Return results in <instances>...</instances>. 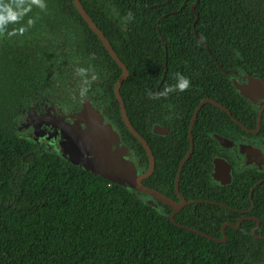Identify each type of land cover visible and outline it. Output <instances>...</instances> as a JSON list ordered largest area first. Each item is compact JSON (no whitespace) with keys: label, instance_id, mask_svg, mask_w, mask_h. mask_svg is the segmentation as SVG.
Listing matches in <instances>:
<instances>
[{"label":"flooded vegetation","instance_id":"obj_1","mask_svg":"<svg viewBox=\"0 0 264 264\" xmlns=\"http://www.w3.org/2000/svg\"><path fill=\"white\" fill-rule=\"evenodd\" d=\"M71 1L75 10L62 0H45L42 8L34 4L29 12L0 23V44L7 43L22 69L23 84L11 113L13 134L36 141L39 150L55 149L46 139L51 122L58 115H74L89 103L104 123L117 129L123 144L131 149L134 142L136 167L143 174L149 168L143 143L131 134L121 114L118 127L110 118L111 94L117 101L114 86L123 70L83 18L80 16L83 22L78 19ZM224 1L231 23L219 27L216 55L194 33L212 65L197 64L201 72H187L194 68L187 59L178 57L186 70L177 75L187 77L189 86L151 98L145 107L148 110L136 111L134 123L127 117L153 157V169L142 183L177 207L182 199L185 201L173 212L170 205L153 198L156 208L168 218L173 212L174 220L177 217L185 223L182 225L217 239V243H228L227 251H245L248 255L242 263L248 259L264 264V0ZM103 9L100 12L107 15L104 29L126 48L128 25L122 11L112 0H106ZM238 15L249 31L245 37L238 31L243 28ZM96 26L125 65L112 40ZM87 29L95 34L97 42ZM164 64L166 72V58ZM210 70L212 77L206 72ZM176 84L171 82L169 86ZM155 89L158 94L159 84ZM126 131L135 141H126ZM165 158L170 162L162 167L163 173H174V178L163 181L156 175L150 185L148 177L156 167L161 174L158 163ZM139 194L146 202L147 197Z\"/></svg>","mask_w":264,"mask_h":264},{"label":"trees","instance_id":"obj_2","mask_svg":"<svg viewBox=\"0 0 264 264\" xmlns=\"http://www.w3.org/2000/svg\"><path fill=\"white\" fill-rule=\"evenodd\" d=\"M44 1L0 0V23L29 12L34 4L42 8ZM62 1L75 10L71 0ZM81 1L127 66L120 93L132 123L139 108L148 110L153 99L149 93L156 94L158 84L160 93L177 82L178 71L185 72L178 57L194 68L187 72H201L197 64L212 65L193 32L195 0H112L128 25L126 48L103 27L107 15L100 11L106 0ZM223 1L198 0L194 7L197 36L214 55L219 27L231 23ZM237 18L243 27L238 31L245 37V21ZM91 36L97 42L95 34ZM9 50L6 42L0 44V264H256L248 259L242 263L245 251H227L228 243L178 227L164 211L143 202L138 192L73 165L55 149L39 150L36 141L13 134L11 113L23 78ZM206 72L212 77V70ZM111 96L110 118L118 127L119 105ZM127 134L126 141H135ZM166 162L170 160L158 163L161 174L156 167L148 177L150 185L156 175L163 181L174 178V173H163ZM183 178L184 169L180 184ZM175 221L185 224L177 217Z\"/></svg>","mask_w":264,"mask_h":264},{"label":"water","instance_id":"obj_3","mask_svg":"<svg viewBox=\"0 0 264 264\" xmlns=\"http://www.w3.org/2000/svg\"><path fill=\"white\" fill-rule=\"evenodd\" d=\"M73 1L80 16L93 32L97 34L101 42L108 49L111 57L117 61L123 70L114 86L115 97L119 103L120 114L125 125L130 130L131 134L143 143L147 151L149 168L143 174L137 170L133 150L121 142L117 129L110 123H104L103 117L97 110L93 109L89 103H85L83 108L74 115H58L57 120L51 122L52 129L46 134V139L50 140L52 146L59 152L61 157L73 165L79 166L93 174L100 175L112 183L145 195L147 197L146 204L151 207L156 208L153 198H158L164 204L170 205L173 208V212H175L185 203L183 199L177 207V205L171 202L167 197L142 183V179L147 177L153 169V157L145 140L131 125L125 111L124 101L119 94L120 84L128 75L127 68L116 57L107 38L85 11L80 0ZM194 7L195 5L191 6V11L195 14V20L192 23V27L194 33H196L195 22L198 19V14L195 12ZM161 40L163 42L162 38ZM33 131L36 133V128H33ZM189 153L181 160L180 165L183 164ZM178 177L179 171L175 179L176 186L178 184ZM173 212L170 214L169 219L178 227L185 228L201 236L207 237L208 239L217 241V239H214L199 230L177 223L173 219Z\"/></svg>","mask_w":264,"mask_h":264},{"label":"clouds","instance_id":"obj_4","mask_svg":"<svg viewBox=\"0 0 264 264\" xmlns=\"http://www.w3.org/2000/svg\"><path fill=\"white\" fill-rule=\"evenodd\" d=\"M41 7H43L42 4H41ZM127 16L129 19H131V13L130 12L127 14ZM11 19L14 20V19H16V17L12 16ZM189 83L190 82H189L187 77L178 75L177 84L175 86H169V87L165 88L163 92H160L158 94L149 93V96L151 98H155L156 95H166L169 91H172L174 88L182 91L189 86Z\"/></svg>","mask_w":264,"mask_h":264}]
</instances>
